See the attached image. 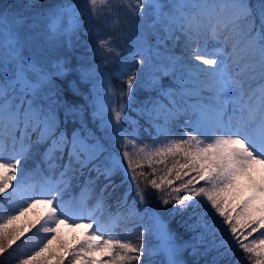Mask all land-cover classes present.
I'll list each match as a JSON object with an SVG mask.
<instances>
[{
    "label": "snow or ice",
    "instance_id": "1",
    "mask_svg": "<svg viewBox=\"0 0 264 264\" xmlns=\"http://www.w3.org/2000/svg\"><path fill=\"white\" fill-rule=\"evenodd\" d=\"M163 7L160 0H74L70 6L48 13L51 39L60 34L65 16L71 22L65 31L74 33L84 24L90 31L95 27L101 38L93 52L102 62L91 67L60 59L50 62L43 55L26 57L24 42L13 31L7 14L0 13V200H18L14 206L0 209L8 213L0 223V254L24 235L8 231V225L40 204L47 212L42 223L37 220V231L50 237L17 264H34L37 257L52 252L49 246L57 239L59 226L69 220L75 227L90 231L78 247L60 245L61 254L56 257L53 253L58 264L66 259L68 264H97L91 258L97 252L107 257L99 264H139L145 253L144 234L151 232L145 225L138 227L140 242L135 244L112 235L92 213L85 216L82 207L77 222L73 209L61 203L59 184H49L39 194L23 187L28 160L39 158L60 171V184L65 187L69 183L63 179L66 176L87 173L92 183L102 177L107 183L101 194L114 186L113 176L122 172L121 183L134 189L135 199L121 207L129 215L148 216L167 264H180L178 255L184 247L193 252L201 247L206 253L216 250L219 258H213L211 264H221L239 250L250 264H264V0L255 4L251 0H174L168 13ZM121 8L125 16L131 13L134 17L153 9L157 20L166 23L170 38L179 39L177 32L183 34L184 47L191 54L162 55L142 38L126 46L122 54L119 45L125 29L121 27ZM100 20L110 30L93 25ZM15 22L22 24V16ZM210 41L215 49L212 53L207 51ZM154 55L159 57L157 64L152 63ZM116 58L121 59V78L127 77L126 92L120 97L126 94L131 100L137 80L135 61L141 68H151L149 86L167 99V104L152 100L151 107L145 105L141 110L157 132L152 145L142 144L135 129L126 130L125 105L113 106L116 93L102 68ZM69 73L78 78L63 79ZM163 76H171L174 86L161 85ZM54 77H60V82ZM87 84L92 86L93 115L100 120L102 134L85 119L87 105L81 101V87ZM169 156L176 158L175 162L160 178H156L155 168L150 174L138 171L142 169L141 158L151 167L153 157L160 158L155 163H164ZM174 169L175 176L170 178ZM149 175L153 178L148 179ZM141 177L152 189H171L159 201L163 206L172 203V213L182 215L190 210L195 216L187 224L191 233L188 240L177 244L158 211L148 210ZM175 181L180 184L173 186ZM201 182L209 187H197ZM236 196L242 201L239 211L229 204V198ZM254 233H259V238Z\"/></svg>",
    "mask_w": 264,
    "mask_h": 264
},
{
    "label": "trees",
    "instance_id": "2",
    "mask_svg": "<svg viewBox=\"0 0 264 264\" xmlns=\"http://www.w3.org/2000/svg\"><path fill=\"white\" fill-rule=\"evenodd\" d=\"M68 1L69 0H0V13L10 16L13 22L17 25L20 33L28 31L32 34L33 38H37L40 35V31H43L47 25V14L54 11L58 6L64 5ZM70 1L74 2V0ZM116 2L122 3V0H116ZM173 2L174 0H160V3L165 6L162 8V11L168 13V6ZM251 2L255 4L256 0H251ZM120 11L121 27L125 29L123 40L119 45L122 54L126 46L141 38L148 45H151L154 51H159L162 55L175 54L180 56L182 54H191L190 49L186 50L184 47L183 34L177 32L176 36L180 37L179 39L170 38L166 23L157 20L153 9L147 8L146 15L142 17H134L131 13H128L127 16H125L123 8H121ZM21 16L23 18V23L17 24L15 20L19 19ZM70 24L71 22L69 19L68 27L66 29L70 28ZM93 25H98L102 31L110 30L106 29L103 20L93 21ZM64 33H66V36L62 43H51L48 49V45L44 43L38 50H34L35 54H43L46 50L51 54L50 62H55L57 59H60L66 60L73 65L77 62L87 63L89 67L93 65H101V57L95 56L93 52L94 46L101 38L96 35L95 27L90 31L89 26L84 24L74 33L71 31H65ZM20 37L25 36L20 35ZM30 38L32 39V37ZM44 41L45 38L42 43ZM212 43L213 42L211 41L208 43L207 50H209L208 48ZM200 46L204 47L205 45L201 44ZM132 63L137 72V80L133 86L131 100H129V97L126 94L123 97H120V93L126 92L127 88L125 83L127 77L125 76L121 78L120 76L122 66L121 59L116 58L109 61L107 64H104L102 71L107 75L110 81V86L116 93L113 97V106L118 108L120 104L125 105V115L127 118L126 130L131 132L135 129L142 144L152 145L153 137L157 135V132L156 129L150 125L148 119L142 115L141 110L145 105L151 107L152 105L149 102L152 100H160L162 103L167 104V99L160 96L156 88L149 86L148 82L151 68H141L139 65H136L135 61H132ZM152 63H159V57L154 55ZM49 67H51V63H49ZM77 78L76 75L69 73V75L63 79L72 80ZM53 79L56 83H59L61 78L54 77ZM160 84L164 87L174 86V81L171 76H163L160 77ZM255 87L256 84L254 83L253 88ZM90 92H92L91 84L81 87V101L87 105L85 119L89 122L90 127L94 124L96 126L94 130L98 131V134H102L100 120L93 115V97H90ZM121 123H125V121L122 120ZM181 123H183V121H181ZM143 155L144 154H141V157H143ZM152 159L153 164L149 167L148 160L141 158L140 163L142 164V169H138V171L142 170L146 174H150L152 173L153 168H155L157 170L156 178H160L167 173L168 168H172L176 158L169 156L165 159L164 163H155L156 160L160 159L159 157H153ZM181 162H183L182 159ZM192 175H195V173ZM122 176L123 173L118 171L113 176L112 183L114 186H109L102 194L101 189H104V185L107 182L104 181L102 177L99 180H95L94 183L89 182L87 173L83 176L77 174L75 176L64 177L63 179L69 181L67 187H65L63 184H60V171L49 168L47 163H41L40 159L36 158L34 160L30 159L27 162L24 185L34 183L35 186L42 185L49 187V184H59L63 197L61 203L71 207L74 212H79L78 209L80 207L87 208L90 212L93 211L94 216H97L102 223L111 229L112 235L129 238L135 244L140 242L136 236L138 227L141 224L145 225L151 229V232L146 231L144 234L145 253L139 264H167V255L162 249L160 240L156 235L155 227L148 219V216L145 214L143 215V219H141L140 216L129 215L126 212V209L121 207L125 202L127 205H131L132 201L135 199L134 189H130L128 183H121ZM174 176L175 169L170 178H174ZM152 178L151 175L148 176V179ZM92 179H95V173L92 174ZM140 179L142 181L141 187L145 186L148 189V192L145 189L147 193L148 210L158 211L159 215L167 224L169 231L176 237L177 244H182L185 240H188L191 233L187 229V224L190 223L187 222H193L195 219L192 212L189 210L182 215L172 213V203L167 206H163L160 203L159 197L161 196V191L152 189L148 186L147 180H145L144 177H141ZM184 179L186 180L188 177H185ZM179 184L180 181H175L173 186H178ZM199 186L209 187V185L203 184V182L197 185V187ZM151 191L158 197H151L148 194ZM164 192H171V189L165 186ZM184 194V192L180 193V195ZM172 195L176 194L172 193ZM168 198L171 199V196H168ZM239 199V196H236L238 209L239 203L242 202H239ZM16 203H18L17 200L13 198L0 200V209L12 207ZM46 212V208L37 210L32 209L31 213L26 212L24 215L19 216L18 220L14 221L21 223V225L22 223L23 225H26L27 231L16 241V244H14L12 248L7 249L3 254H0V264H17L19 259L38 250L39 247L46 242L44 236L45 233L37 231V229L40 228V224L36 223L37 220H40L41 223L43 222L42 218L46 215ZM117 213H120L119 218H117ZM201 213L202 208L197 210L198 215ZM7 214L8 213L6 212L0 211V223L6 219ZM190 217H192V219H190ZM33 225H35V227H33ZM20 232L21 230L14 231V234H19ZM58 234L59 237H57V239H59L61 235L65 240L64 244H67L71 239L74 240L68 249L78 247L79 244L87 238L86 232L83 233L78 227L77 230H73L66 224L59 226ZM253 235L256 238H259V233H254ZM252 238L253 237H249V240ZM91 258H94L98 264L100 261L105 260V256H96L95 253ZM213 258H219L217 251L212 250L206 253L203 247L199 248L196 252H193L190 247H184L178 255L180 264H211ZM43 261L45 260L41 259L38 264H58L54 258L48 263ZM225 261H227V264H250V261L247 260L245 253L242 250H239L235 256L226 257L224 261H221V264H225ZM64 264H68L67 259ZM133 264H136V262H133Z\"/></svg>",
    "mask_w": 264,
    "mask_h": 264
},
{
    "label": "rangeland",
    "instance_id": "3",
    "mask_svg": "<svg viewBox=\"0 0 264 264\" xmlns=\"http://www.w3.org/2000/svg\"><path fill=\"white\" fill-rule=\"evenodd\" d=\"M72 3H74L73 1H68L67 3H65L64 5H71ZM64 5H60L58 7H62ZM57 7V8H58ZM9 18V17H8ZM70 18L68 16H65L63 17L61 23H60V29H61V32L58 36H56L54 39H51L49 38V33H48V23L49 21L47 20V25L45 26V29L43 31H40V35L35 38V39H31L30 37L33 38L32 34L29 33L28 31L24 32V33H20L19 32V29L17 28V25L13 22V20H11L9 18V23L12 25V28H13V31L16 32V34L19 36V38L24 42V48H23V54L27 57V56H32V55H36L34 50H38L39 47H41L44 43L48 45L47 49L49 48V45L52 43V44H59L60 42L62 43L64 37L66 36V33L65 32V29L68 27V20ZM21 36H25V37H20ZM28 36V37H26ZM45 38V41L42 43V41L44 40ZM42 43V44H41ZM41 44V45H40ZM27 49V50H25ZM209 50L208 53H212L214 52V46H213V43L210 45V47L208 48ZM191 51V50H190ZM46 56L48 58L51 57V54L45 50V52L43 54H37L36 56ZM231 114V112L229 113ZM23 187H26L28 188L32 193H35V194H39L45 190H47L46 187H42V186H32L30 184L28 185H24ZM147 192H148V189L147 187L143 186ZM150 189V188H149ZM166 192H161V195L165 194ZM151 197H158L157 195H154L151 192L148 193ZM37 198H40L39 196H37ZM168 198V197H167ZM169 199V198H168ZM18 202V200H17ZM239 202H241V200L239 199ZM229 204L230 205H233V206H237V201H236V198L235 199H232L231 197L229 198ZM41 208H46L45 205L43 204H40V205H36L34 208L32 209H41ZM32 209L29 210L27 213H31L32 212ZM47 209V208H46ZM84 210V215L87 216L89 213H92L93 214V211L90 212L87 208H83ZM237 211H239V209L237 208ZM202 214V213H201ZM233 216H235V212H233ZM96 217V216H95ZM74 218L77 220V222H79L80 220V212H75V216ZM207 218V217H205ZM85 223L87 222L86 220L84 221ZM187 223H192V222H187ZM66 225H68L69 227H71L73 230H77V227H75L71 220H69L68 222L65 223ZM23 227V228H22ZM80 230H82L83 233L87 232V231H90V230H87L85 229L84 227H78ZM8 230L9 231H18V230H21V232H26L27 231V227L26 225H21V223H18V222H14L10 225H8ZM117 233V232H115ZM59 234H57V237ZM71 235V234H70ZM157 235V234H156ZM45 238L46 237H50V234H45L44 235ZM65 240L62 238V236L60 235V238L59 239H56L53 241L52 245H50V249L52 250V252H45L44 254H42V256L40 257H37V260L34 261V264H38L40 262L41 259H44L47 263L50 262L54 256H53V253L55 254L56 257H58L61 252H60V245L63 244L66 248L70 247L72 245V243L74 242L73 239H71L67 244H64ZM160 244H161V241H160ZM162 245V244H161ZM96 256H102L101 253L97 252L95 253ZM107 259V257L105 256V260ZM54 260H56V262L58 263V260L56 258H54ZM43 261V262H45ZM98 264V263H97Z\"/></svg>",
    "mask_w": 264,
    "mask_h": 264
},
{
    "label": "bare ground",
    "instance_id": "4",
    "mask_svg": "<svg viewBox=\"0 0 264 264\" xmlns=\"http://www.w3.org/2000/svg\"><path fill=\"white\" fill-rule=\"evenodd\" d=\"M11 20H12V18L10 17V16H8ZM30 33V32H29ZM32 39H35V38H32Z\"/></svg>",
    "mask_w": 264,
    "mask_h": 264
}]
</instances>
